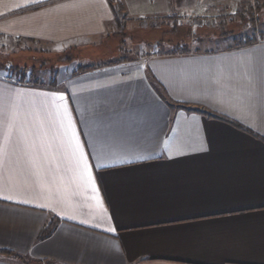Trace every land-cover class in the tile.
Masks as SVG:
<instances>
[{"label":"crops","instance_id":"1","mask_svg":"<svg viewBox=\"0 0 264 264\" xmlns=\"http://www.w3.org/2000/svg\"><path fill=\"white\" fill-rule=\"evenodd\" d=\"M120 1L134 22L211 4ZM260 27L141 42L53 85L0 73V264H264ZM116 29L111 0H0L10 54L94 51Z\"/></svg>","mask_w":264,"mask_h":264},{"label":"rangeland","instance_id":"2","mask_svg":"<svg viewBox=\"0 0 264 264\" xmlns=\"http://www.w3.org/2000/svg\"><path fill=\"white\" fill-rule=\"evenodd\" d=\"M200 1L204 5L207 0ZM124 18L125 27L119 30L116 24V31L101 49L89 52L69 49L54 53L49 48H16L10 54L12 49H4L0 45V63L27 69L26 82L53 85L61 66H73V72H80L104 60L133 57L135 49H142L141 42L145 41H169L172 43L171 47L177 50L191 51L196 49L197 41L207 40V37L213 35L240 37L246 34L260 38V25L264 22V0H211V4L206 3L202 10L179 16L178 19L170 15L164 19L134 22L128 21L126 14ZM16 77L21 79L19 75Z\"/></svg>","mask_w":264,"mask_h":264},{"label":"trees","instance_id":"3","mask_svg":"<svg viewBox=\"0 0 264 264\" xmlns=\"http://www.w3.org/2000/svg\"><path fill=\"white\" fill-rule=\"evenodd\" d=\"M111 5L114 9L115 12V17H116V24L119 30H122L125 27V14H124V4L120 1V0H111ZM4 70H9L11 73V75H19L21 76L22 80H25V73L27 71V69H21L18 66H6L5 64H1L0 63V73H2ZM203 113H205L204 111H202ZM216 116V115H215ZM222 120H225L226 122L236 126L239 129H242L244 131H247L251 134H254L250 129L244 127L243 125L239 124L238 122L225 118V117H220V116H216ZM255 135V134H254ZM57 218L56 217H52L51 221L44 226V228L41 230L40 234H39V239H44L46 237H48L54 230L55 224H56ZM2 253V251H0V254ZM3 253H7V251H3ZM20 259H23V257H19Z\"/></svg>","mask_w":264,"mask_h":264},{"label":"built area","instance_id":"4","mask_svg":"<svg viewBox=\"0 0 264 264\" xmlns=\"http://www.w3.org/2000/svg\"><path fill=\"white\" fill-rule=\"evenodd\" d=\"M5 77H6L7 79L11 78V74L7 72V73L5 74ZM19 80H20V79H18L17 82H20Z\"/></svg>","mask_w":264,"mask_h":264},{"label":"snow or ice","instance_id":"5","mask_svg":"<svg viewBox=\"0 0 264 264\" xmlns=\"http://www.w3.org/2000/svg\"><path fill=\"white\" fill-rule=\"evenodd\" d=\"M110 230H114V229H110Z\"/></svg>","mask_w":264,"mask_h":264}]
</instances>
